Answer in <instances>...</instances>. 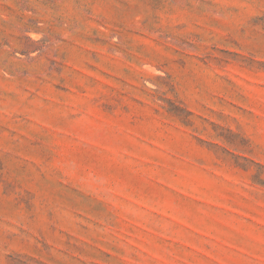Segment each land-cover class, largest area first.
<instances>
[{"label": "rangeland", "instance_id": "obj_1", "mask_svg": "<svg viewBox=\"0 0 264 264\" xmlns=\"http://www.w3.org/2000/svg\"><path fill=\"white\" fill-rule=\"evenodd\" d=\"M0 264H264V0H0Z\"/></svg>", "mask_w": 264, "mask_h": 264}]
</instances>
